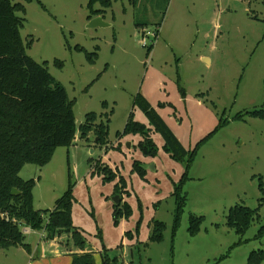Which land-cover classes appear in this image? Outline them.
Returning <instances> with one entry per match:
<instances>
[{"label": "rangeland", "instance_id": "obj_1", "mask_svg": "<svg viewBox=\"0 0 264 264\" xmlns=\"http://www.w3.org/2000/svg\"><path fill=\"white\" fill-rule=\"evenodd\" d=\"M12 1L25 7V13H20L24 17L20 33L26 53L38 63L46 62L49 73L64 86L74 101L76 126L88 112L104 113V120L109 113L108 138L113 140L126 123L138 92L156 112L157 107L165 109L169 128L185 149L212 132L222 114L229 120L198 150L183 187L187 202L173 242L171 194L185 165L164 150L162 136L137 106L133 120L150 125L148 134L156 154L145 155L138 145L130 153L120 152L119 145L101 150L84 140L58 147L46 165L26 164L19 171L22 179L36 181L32 190L35 209H52L71 184V219L73 214L78 225L72 221L73 226L83 232L87 246L124 258L121 264H246L250 251L264 250V236L256 238L264 226V204L258 209L259 218L243 235L245 242L234 245L239 237L225 224L229 207H258L261 193L256 176L264 181V119H233L237 112L264 108L262 0H141L135 7L130 0H113L103 14L106 25L93 28L88 27V0H39L45 9L36 0ZM135 21L146 23V28H139ZM158 21L157 38H143L144 31L154 32ZM151 42L153 48L146 56ZM76 46L88 52L98 48L95 62L88 63ZM202 55L210 56V65ZM159 75H165L164 83L159 84ZM122 145L128 150L126 142ZM97 160L114 166H109L116 175L113 180L104 179L95 169ZM134 162L145 169L143 177L134 171ZM119 176L125 187L116 194ZM114 196H119L121 210L124 204L129 210L116 223ZM190 214L204 217L193 237L187 232ZM153 220L165 224L163 240L144 247ZM65 234L63 241L71 242L70 234ZM25 237L28 242L36 235ZM123 238L130 245L124 255L122 247L117 250ZM98 253L95 259L101 262ZM0 264H28L27 253L0 252Z\"/></svg>", "mask_w": 264, "mask_h": 264}, {"label": "trees", "instance_id": "obj_2", "mask_svg": "<svg viewBox=\"0 0 264 264\" xmlns=\"http://www.w3.org/2000/svg\"><path fill=\"white\" fill-rule=\"evenodd\" d=\"M31 2L33 0H22ZM43 9L45 6L36 0ZM113 0H88L87 19L102 15L110 8ZM135 5L138 0H130ZM264 5V0H262ZM98 5V9L95 8ZM25 7L20 2L12 0H0V250L11 247H22L26 252L30 251L29 244L25 241V234L21 231L23 226L31 230L39 231L45 240L59 237L63 233L70 234V240L74 248L80 253L71 254L70 264H96L93 252H84L86 241L83 232L73 226L71 208L73 195L71 184L63 194L56 199L52 209L41 210L33 207L32 190L35 179H22L19 171L26 164L37 166L46 165L52 158L58 147H69L74 144L76 134L79 139L89 141L91 133L93 141L99 146L107 143L109 117L88 112L84 120L76 126L73 103L68 97L64 86L56 80L48 71L46 62L38 63L26 53L20 29L23 26ZM162 20V18L160 19ZM264 23V20H263ZM139 28L146 27V23L137 22ZM156 22L154 37L157 38L158 26ZM264 37V32H263ZM153 43L146 47V56L151 52ZM76 50L85 54L86 61L90 64L97 59V49L88 52L84 48L76 46ZM54 63L61 65L60 61ZM182 94L184 90L179 87ZM103 106L106 103L103 102ZM138 107L154 130L159 132L164 140V150L177 161L184 162V172L178 182L174 184L171 196L174 198V210L172 215L171 242L180 226L182 215L187 202V195L183 187L189 180V170L201 146L211 138L219 129L226 126L229 120L224 114L219 119L218 126L205 137L195 143L191 149H185L172 130L167 126L156 110L140 93L133 97L132 109ZM247 118L264 119V108L237 112L233 119L245 121ZM129 133H138L142 140L138 147L145 155H155L156 148L149 138V129L142 123L133 120L130 111L125 126L121 132L116 133V138ZM96 161L95 169L103 173L104 179L113 180L115 173L108 165ZM138 162L133 163L134 171L140 177L145 174V169ZM254 177V176H253ZM258 190L261 193L258 207L250 208L242 204L229 207L225 216V224L233 229L239 239L234 245L241 244L243 235L254 220L259 218L258 209L264 204V181L262 176H256ZM125 187L124 179L119 176L115 185V193L120 194ZM15 189L17 193H12ZM120 203V202H119ZM113 206V219L116 223L120 218L129 215L127 205ZM204 221L203 216L190 214L188 217L187 232L195 236L200 231ZM165 224L158 220L151 223L149 243H159L163 240ZM264 236V226H261L256 238ZM118 246L117 248H120ZM228 252L217 259L223 260ZM101 264H121L117 256L110 257L108 250L103 249L99 253ZM171 262L173 247L170 249ZM264 261V250L256 249L249 252L246 264H261ZM173 264V262L171 263Z\"/></svg>", "mask_w": 264, "mask_h": 264}, {"label": "crops", "instance_id": "obj_3", "mask_svg": "<svg viewBox=\"0 0 264 264\" xmlns=\"http://www.w3.org/2000/svg\"><path fill=\"white\" fill-rule=\"evenodd\" d=\"M138 1H141V0H138ZM135 6H136V4L134 5V7ZM132 7H133V5H132ZM95 8L98 9L99 7L97 6ZM103 14L102 15H99V16H101L103 18ZM94 17H96V16H94ZM92 18H90V19H92ZM90 19H88V20H90ZM154 24H156V23H154ZM159 26H158V31H159ZM144 28H146V27H144ZM157 36H158V33H157ZM201 59L204 60L205 62H207L208 65L211 64V58H210V56H208V55H202L201 56ZM159 74H162V73H159ZM162 79H165V75H164V78H163V75H159V79H158L159 80V84L161 82L164 83L162 81ZM174 90L176 91V88H174ZM172 91H173V89H172ZM145 96H146V94H145ZM179 101H180V98H179ZM106 106H107V103H106ZM156 109H157V112L159 113V115L163 118V120L165 122H167L166 121V115H165V113H166L165 112V109H161V108H158V107ZM131 111L133 113V109L132 108H131ZM101 114H104V113H101ZM133 114L136 115V112H134ZM107 115L109 117V113H107ZM144 125H146L147 128L150 127V125L147 122H145ZM124 126H125V124H124ZM124 126H123V128H124ZM167 126L168 127L170 126V124L168 122H167ZM123 128H122V130H123ZM122 130H118V131L115 132L114 139L113 140L112 139H109L107 137V143L104 146H99V145L95 144L94 141L91 140L92 139L91 133L89 135L90 140L89 141H86V142L88 143V146L89 147H93V148L94 147H99L101 150H107L109 147L111 149L112 148L114 149V148H116L115 147L116 145H119L120 146V152L130 153V149H132V148H134L135 146L138 145V143L142 139V136L141 135H138V134H136V135L129 134V135L124 136L123 138H120V137L119 138H116V133L117 132H121ZM108 132H109V126H108ZM77 140L78 141H82V139L75 138L74 139V144L77 143ZM180 140L181 139H179V141ZM124 142H126L127 147H128V150L127 149H124V147L122 145V143H124ZM180 142L182 143L183 141L181 140ZM158 144H159V142H158ZM91 150H92V152L95 151L93 149H91ZM104 153L106 154V151ZM104 158L106 159L107 158V155ZM104 158H103V156L100 157V159H104ZM152 159H154V158H152ZM111 163H113V162H111ZM109 166L114 167L111 164H109ZM155 169H156V166L154 165L153 168H152V170L155 171ZM72 221L75 223V221H74V215L73 214H72ZM122 222L125 223V221H123V220H122ZM75 225L78 226L76 223H75ZM123 232H124V230H123V227H122V231L120 233L123 234ZM26 235H36V238L33 239V241H28V242L26 241V237H25V241L30 246V251L29 252H26L22 247H11L9 249L20 250L22 252L25 251L27 253V256H28V264H43V262H44V264H70L71 263V259H72L71 258V254L72 253H80L81 252L80 250L74 248V246L71 244V242H65V241H63L62 238H63L64 235H66L65 233H63V235L61 234L59 237H55L54 239H51V240H45L42 237L41 232H39V231L31 230V232L29 234H26ZM146 238H149L148 234H146ZM122 241H123V243L125 245L122 244L121 245L122 249H120V250L122 251L121 253L124 255V251L126 250V253H127V249H128V247H130V245H127L126 244L127 241L124 238L122 239ZM147 243H148V241H147ZM9 249L0 250V252H3V251L6 252ZM118 249L119 248H117V250ZM84 252H93L94 253V258H95V254H97L100 251L97 248L91 249L89 247V245L88 246L86 245L85 246V249H84ZM126 253H125V255H126ZM34 259H35V261H34ZM99 259H100V256H99ZM122 259H124V258L121 257V261H122ZM95 263L96 264H100L101 262L98 261V258H97V259H95Z\"/></svg>", "mask_w": 264, "mask_h": 264}, {"label": "water", "instance_id": "obj_4", "mask_svg": "<svg viewBox=\"0 0 264 264\" xmlns=\"http://www.w3.org/2000/svg\"><path fill=\"white\" fill-rule=\"evenodd\" d=\"M105 25H106V23L103 22L101 16L93 17L88 22V27H90V28L97 27V26H105ZM12 193H17V191L15 189H13ZM112 199H113L115 204H118L120 202L119 196H114Z\"/></svg>", "mask_w": 264, "mask_h": 264}, {"label": "built area", "instance_id": "obj_5", "mask_svg": "<svg viewBox=\"0 0 264 264\" xmlns=\"http://www.w3.org/2000/svg\"><path fill=\"white\" fill-rule=\"evenodd\" d=\"M148 35H152L153 37H154V32L153 33H151V32H145L144 31V34H143V38L145 37V38H148L149 36ZM21 231L23 232V234H29L30 232H31V229L29 228V227H27V226H23L22 227V229H21ZM42 234V233H41ZM43 235V234H42Z\"/></svg>", "mask_w": 264, "mask_h": 264}]
</instances>
